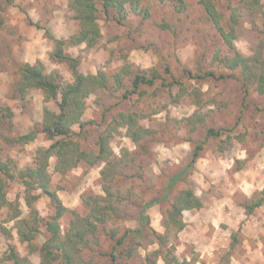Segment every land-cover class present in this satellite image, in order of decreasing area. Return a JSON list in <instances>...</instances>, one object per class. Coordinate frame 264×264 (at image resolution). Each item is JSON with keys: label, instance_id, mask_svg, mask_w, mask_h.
Here are the masks:
<instances>
[{"label": "rangeland", "instance_id": "374dc122", "mask_svg": "<svg viewBox=\"0 0 264 264\" xmlns=\"http://www.w3.org/2000/svg\"><path fill=\"white\" fill-rule=\"evenodd\" d=\"M213 2L222 24L235 14L233 46L201 0H135L107 13L98 3L100 33L66 43L69 59L58 61L46 29L65 40L79 30L70 0H0V179L4 168L13 176L5 178L13 205H0V264H16L11 247L18 264H113L112 252L118 264H264V201L256 205L264 199V0ZM70 58L86 75L105 72L107 84L86 98L84 127L50 138L43 123L47 110L59 112L61 94L56 102L37 87L22 93L20 67L40 60L46 73L75 83ZM138 73L155 81L136 88ZM210 128L220 135L208 136ZM54 143L95 160L65 163L50 152V186L66 208L57 221L50 196L19 176ZM187 190L201 206L172 217ZM165 193L148 209L151 229L118 244L139 228L140 205ZM51 221L60 229L53 258L41 251Z\"/></svg>", "mask_w": 264, "mask_h": 264}, {"label": "trees", "instance_id": "16d2710c", "mask_svg": "<svg viewBox=\"0 0 264 264\" xmlns=\"http://www.w3.org/2000/svg\"><path fill=\"white\" fill-rule=\"evenodd\" d=\"M135 0H70V5L76 11L75 16L79 20L80 28L79 30L71 35V37L67 40L56 38L48 29H46L47 36H49L55 42V51L53 52V57L58 61H63L69 59V55L65 53L64 46L66 43H79L85 39H89L94 35H98L100 33V27L97 23L96 11L98 10V3H101L104 11L107 13L111 6H115L118 8V12L123 11L124 6L127 3L133 2ZM204 4L206 11L210 15L211 19L216 23L219 30L225 37V40L230 46H233V40L235 36V24L236 18L235 14L232 15L231 22L228 24H222L221 14L218 11L213 0H201ZM31 21V20H30ZM229 27V30L227 29ZM239 58V59H238ZM73 62V75L75 77V83H64L60 80V74L58 72L46 73L42 62L38 60L35 64H31L29 62H25L21 64V72L22 76L18 83V90L22 93L31 87H37L43 90L44 95L49 101H56L58 99L59 94H61V100L58 102L59 112L56 114L51 110H47L44 123H43V131L50 138H54L56 136H67L72 131V126L75 123H78L81 127H84L86 124L85 121L82 120V115L84 114V110L86 108V98L89 94L100 85H106L107 77L105 72H99V74H84L78 69V60L75 58H70ZM245 60L242 58L240 54L236 61ZM207 75H214L213 73H209ZM222 78L225 75L221 76ZM156 76L153 78H148L145 73H138L134 78V85L136 88L140 86L142 82L153 83L155 81ZM220 130H216L213 128L208 129V136H219ZM33 134H25L22 135L19 140L27 142L32 139ZM61 147V146H60ZM65 147V148H64ZM58 148V144L54 143L51 147L40 150L41 156L35 163V166L27 167L25 169L20 170L19 176L23 179V183L26 186L27 190L29 187H37L42 188L51 198L53 206L55 208L56 214L53 217L54 221H57L63 214L66 209L60 199L58 193L55 190L51 189L50 186V175L48 174V165H49V154L51 151L58 152V155L65 161V163H71L72 161L76 163L78 160L83 161L87 159V162L90 164H94L95 160L91 158V155L88 152L82 151L79 152L73 146H66ZM107 142H102L100 147V153L98 157L104 155V151L106 150ZM204 148V142H200L195 144L192 151V158L190 162V166L194 165L201 154V151ZM89 157V158H86ZM2 169L4 167H1ZM181 173H177L172 176L168 183V189L172 188V186L178 181L181 176ZM4 177L0 179V205L4 203H9L13 205L11 201H9L6 197V179L8 177H13L12 175H8V170L4 168L3 171ZM37 196H32L29 194L27 196V203L30 207H33V200ZM168 194L165 193L161 198L153 199L150 201H146L140 205L137 219L140 223L139 228L132 229L127 228L121 238L117 239V243H123L126 238H128L131 234L142 235L146 230L151 229V217L148 213V209L155 205L161 199H167ZM195 201V202H194ZM264 199L259 200L256 205H260ZM201 201L196 197L195 193L192 190H187L184 194V197L180 200H177L173 206V212H170L171 216H175L176 213L182 212L185 208L199 207L201 206ZM37 215L38 212L36 209L33 210ZM16 217V216H15ZM48 228L51 231V237L47 240L46 243L41 247V251L47 257H52L56 254L54 251L50 250V245L56 242L58 243V237L60 236V229L58 222H48ZM26 235L23 236L25 239ZM27 238V237H26ZM66 255V254H65ZM11 257L15 259L16 264H18V256L13 247H11ZM68 257V255H67ZM113 264L117 263V254L115 252L111 253ZM70 258H67V264H72L70 262ZM176 262V260H167V263Z\"/></svg>", "mask_w": 264, "mask_h": 264}]
</instances>
